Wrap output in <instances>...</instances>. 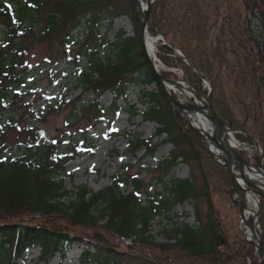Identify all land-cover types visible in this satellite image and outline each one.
<instances>
[{"label":"trees","instance_id":"1","mask_svg":"<svg viewBox=\"0 0 264 264\" xmlns=\"http://www.w3.org/2000/svg\"><path fill=\"white\" fill-rule=\"evenodd\" d=\"M114 1L0 0V264H51L55 257L63 262L75 245L81 252L73 264H261L254 247L233 241L231 229L214 212L216 198L241 216L230 198L229 175L210 156L201 136L180 127L182 121L172 113L143 62L137 34L135 39H123L119 33L109 41L102 31L105 22L109 23L105 30L111 27ZM249 17L259 24L257 34ZM147 33L162 38L155 45L163 68L160 76L179 80L169 69L180 70L198 96L207 95L205 82L210 104L223 125L243 132L234 134L240 143L252 145L256 140L263 148L264 166V0H154ZM35 39H50L57 48L54 58H66L69 65L61 79L67 83L68 73L73 72L74 89L80 90L77 100L91 96L70 111L75 121L80 109L87 108L94 117L103 111L100 99L105 93L112 99L108 108L117 112L119 102L126 106L130 88L154 85L150 92L142 90L140 97L150 104L142 117L154 123V137L172 145L169 158L158 165L160 176L167 177L164 172L174 160H183L174 151L178 142L184 143L196 164L200 190L191 178L165 179L164 191L148 199L139 191L137 175L121 181L125 175L117 172L111 184L97 192L86 186L67 191L63 179L69 153L50 143L34 125L20 127L13 113L21 87L37 71L25 67L27 41ZM103 116L110 117L108 109ZM12 133H20L23 142L7 146ZM149 142L137 135L127 138L134 153L141 150L152 157L159 144ZM251 157L256 165V156ZM127 184L131 191L124 193ZM235 194L245 201L242 191L235 189ZM199 197L208 209L204 222L195 208ZM185 205L192 206L195 224H175L164 231L165 243H155L148 233L151 223L159 217L169 221L174 209ZM258 214L264 251V199ZM34 251L38 256L33 258Z\"/></svg>","mask_w":264,"mask_h":264},{"label":"rangeland","instance_id":"2","mask_svg":"<svg viewBox=\"0 0 264 264\" xmlns=\"http://www.w3.org/2000/svg\"><path fill=\"white\" fill-rule=\"evenodd\" d=\"M111 12L109 21L111 27L105 30L109 23L105 22L102 25V31H105L107 39L113 41L119 33L122 34L123 39H135L136 22L131 2L128 0H115ZM122 17L128 19L132 26V36H128L125 28L118 24V20ZM249 19H251V28L257 34L259 24L256 18L252 19L249 17ZM1 33H3L2 27H0V36ZM27 42L28 53L25 56V67H37V71L32 73L21 87V96L15 100L13 113L19 118L20 127L25 126L26 129H29L30 126L34 125L36 131L44 135L50 143L60 145L62 152L69 153L70 158L66 164L67 176L63 179V184L67 191L86 186L88 189L97 192L111 184V179L117 172L125 175L122 176L121 181L137 175V179L140 182L139 191L142 194H147L148 199L164 191L163 181H166L165 179L185 180L191 178L195 189L200 190L201 179L196 169V164L190 158V155L187 154L189 149L184 143L178 142L174 151L178 155H182L183 160L181 158L174 160L173 166H169V169L164 172L167 177L161 178L160 176L161 169H159L158 165L169 158L172 152V145L169 143L164 144L163 141L159 143L160 139L154 137L156 129L154 123L145 121L142 117V113L150 107V104L143 97H140L142 90L150 92L154 89V85L130 88L127 92L126 106L119 102L117 112L113 106L110 109L108 108L112 99L109 94L105 93L100 99V104L103 111L108 109L110 117L107 120L103 119V111L98 110L94 117L86 108L80 109L82 114L75 121L69 116L70 111L78 110L91 96H85L83 99L77 100L80 90L74 89L76 83L74 82L75 76H73V72L68 73L67 83L61 79L69 63L65 60L66 58L62 61H57L54 58V53L57 49L55 43H52L50 39H35ZM73 54L74 51H71L70 58H73ZM42 63H45L47 68H43L41 66ZM157 66L159 69H163L158 63ZM169 70L177 74L180 78L179 81H184L180 70ZM69 82L71 83L69 84ZM184 82L187 83L186 81ZM190 88L193 90L191 86ZM206 90L207 95L198 96V94H195L206 100L209 95V90L207 88ZM231 94L235 95L234 90H231ZM171 96L174 97V95ZM61 98L64 99L63 104L60 103ZM160 105H164V103L160 102ZM184 105H187V103ZM170 109L177 120L182 121L180 127L184 131L187 129L193 131L182 120L181 114H179L180 112L177 109L171 105ZM162 110L164 111L166 108L163 107ZM240 110L237 107L238 113H240ZM231 130L235 133L243 134L240 130ZM20 133L9 135L6 138V145L9 146L16 141L23 142ZM84 133H86L85 136L83 135ZM194 133L200 136L198 133ZM136 135L142 139L151 140L149 143L152 145L159 144L152 157L147 156L141 150L134 153L129 148L127 138L135 137ZM83 139L86 140L85 143L82 142ZM255 145L263 164V148L256 140L252 145L244 144L243 150L237 152L249 165L255 164V160L251 157L252 154L255 155L253 153ZM122 191L129 193L131 191L130 185L127 184L122 187ZM195 208L200 220L202 222L206 221L208 209L202 197L195 201ZM212 208L223 226L231 229L229 231L231 239L235 242L244 241L241 216L239 217L228 203L225 201L220 202L216 198L212 200ZM195 218L196 215L192 206L185 205L183 209L176 207L170 215L169 221L165 217H159L151 223L148 230L149 236L155 243H165L167 239L164 231H170L175 224L179 223H187L193 226ZM37 252L34 251L33 258L38 256ZM80 252L81 249H78L76 245L72 246L63 262H59L57 257H55L51 264H73Z\"/></svg>","mask_w":264,"mask_h":264},{"label":"bare ground","instance_id":"3","mask_svg":"<svg viewBox=\"0 0 264 264\" xmlns=\"http://www.w3.org/2000/svg\"><path fill=\"white\" fill-rule=\"evenodd\" d=\"M151 0H138L136 23L143 25L144 17L147 11V7ZM118 24L125 28V32L128 36H132V26L128 19L122 17L118 20ZM145 49L149 61L153 62L157 66V59L155 56V40L154 37L146 34L145 36ZM158 67V66H157ZM163 87L172 95L179 103H187L189 109L181 110L182 120L186 122L190 127L195 129L198 134L204 137L207 141V147L214 158L220 163L225 162V157L217 150L213 139L210 137L215 135L219 144L227 149L231 150V156L235 157L236 152L242 151L245 146L240 144L233 136V133L227 131L222 133L215 124V117L211 109L207 106V100L196 96L194 91L183 81H165ZM176 95V96H175ZM231 175L235 180V184L243 189L245 195L244 208L241 211V228L244 238L249 242H256L258 240V226L256 224L258 196L255 191L249 189L244 185L243 180L251 183L256 188L264 192V178L259 169L252 165L244 166L241 172L236 169H231Z\"/></svg>","mask_w":264,"mask_h":264},{"label":"water","instance_id":"4","mask_svg":"<svg viewBox=\"0 0 264 264\" xmlns=\"http://www.w3.org/2000/svg\"><path fill=\"white\" fill-rule=\"evenodd\" d=\"M153 1L154 0H151V2L149 3V5L147 7V11H146V14H145V17H144L143 25L141 26V25L136 23L137 37H138V41H139V44H140V55H141V57L143 59V62L146 65L149 73L151 74L152 78L154 79V83H155L156 87L159 89V91L162 94V96H164L166 98L168 103L171 106H173L175 109H177L179 112L181 110H188L189 109L188 105H184L182 103L177 102V100L174 97H172L171 94L163 87V83L165 82V80L158 73L157 66L153 62L149 61V58L147 57V52H146L144 43H145V36L147 34V18L149 16L150 7H151V4H152ZM130 2H131V5H132V9H133L134 17H135V21H136V12H137L138 0H130ZM154 40H155V42L162 41V38L158 36ZM176 54H178V56L181 57V55L178 52H176ZM206 100L208 102L207 103L208 108L211 109L213 114H214L215 124L217 125L219 130L222 133H225L227 131H230V132L234 133L233 130L228 129L227 127H225L223 125V123H222L220 117L218 116L217 112L214 110V108L210 104L209 95H208V98ZM191 129L194 132L198 133L192 127H191ZM210 138L213 139V142L215 143V146L217 147V150L225 157V162L223 164L220 163L216 158H214L212 156V154L210 153L209 150H208V153L210 154V156L214 160H216L218 163H220L225 168V170L227 171V173L229 175V178H230V198H231L232 203L235 204L239 208V211H240V214H241V211L244 208V203L242 201L238 200L237 195L235 194V189H238L240 191H243V189L235 184V180L233 179V177L231 175V169L234 168L238 172H241L243 167L247 166L249 164L247 162H245L238 155L237 152H236L235 157H232L231 156V150H229L226 147H223L222 145H220L219 144V140H218V138L215 135H212ZM252 141H253V143H255V141L253 139H252ZM205 144L207 146V141H205ZM253 152H254V154L257 157V166H256V168L261 171V173L263 175V178H264V166H263V164L261 162V157L258 154V149H257L256 145L253 148ZM243 183L249 189L255 191V193L258 196V204H259V199H264V192H262L261 190L256 188L254 185H252L251 183H249V182H247L245 180H243ZM258 217H259V215H258V206H257V216H256V224H257V226H258ZM258 236H259L258 240H256V242H254V243L253 242H249L246 239H245V241L249 245H251V246H253L255 248L256 256L258 257V259L261 262V264H264V251H263L262 246H261L260 232L259 231H258Z\"/></svg>","mask_w":264,"mask_h":264}]
</instances>
